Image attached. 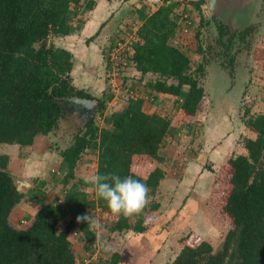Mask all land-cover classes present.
Returning <instances> with one entry per match:
<instances>
[{
	"label": "trees",
	"instance_id": "obj_1",
	"mask_svg": "<svg viewBox=\"0 0 264 264\" xmlns=\"http://www.w3.org/2000/svg\"><path fill=\"white\" fill-rule=\"evenodd\" d=\"M186 1L201 10L203 1ZM180 2L166 0L151 14L139 12L142 24L137 40L132 51L125 53L127 70L135 67L151 75L148 88L180 105L179 118L173 122L161 113L146 112L144 98L138 95H130L122 110L107 116L111 96L98 97L74 85V54L55 39L72 32L71 13L84 0H0V264H77L72 239L82 236L93 247L97 236L86 222L77 223L76 217L95 207L108 212L113 231L142 235L157 228L153 211L158 210V202H150L147 213L132 222L130 217L112 214L103 199L90 198L81 186H93L82 179L70 187L63 201L45 204L22 227L12 225L11 215L25 194L18 190L10 156L1 147L27 148L38 136L50 135L73 114V107L61 101L64 98L96 100V111L70 146L59 151L68 167L63 183L75 180L83 156L97 150V173L132 176L147 184L149 194L156 197L166 176L159 165L163 161L160 149L180 122L196 120L205 97V65L193 69L187 54L205 53L201 29L194 33L183 29L178 37L181 45L173 43L180 27L174 17ZM93 5L88 3L90 8ZM221 30L224 34L223 26ZM258 56L264 59V49ZM245 112L243 122L251 136L240 142L243 152L233 154L219 168L207 202L212 224L225 237L222 250L217 251L216 235L205 237L190 230L179 239L177 256L170 264H264V112L250 115L248 108ZM103 116L111 127L98 124ZM156 241L162 243L160 238ZM120 260L116 252L107 264Z\"/></svg>",
	"mask_w": 264,
	"mask_h": 264
},
{
	"label": "crops",
	"instance_id": "obj_2",
	"mask_svg": "<svg viewBox=\"0 0 264 264\" xmlns=\"http://www.w3.org/2000/svg\"><path fill=\"white\" fill-rule=\"evenodd\" d=\"M165 1L156 0V2L152 3L151 0H84V3L71 13L72 32L69 35L55 39L58 46L71 50L74 54L75 64L71 73L74 85L94 93L98 97L111 96V99L107 102L110 105L109 107L107 106L106 114L115 111L113 107L120 100V96L125 100L129 99L130 94L126 92L128 89L144 98V110L148 113H161L164 115L162 113L166 109L164 106L169 105V102H171L169 97L149 89L147 81L152 78L151 75H143L135 67L129 69L120 78H111L107 57L111 48L120 42L128 40L129 35L134 34L135 38L138 37L137 31L142 24L139 12L151 14ZM183 1L181 0L179 9L183 6ZM89 2L94 3L92 8L88 6ZM195 10L201 11L191 4L189 11L192 15L196 14ZM179 11L174 14L176 20ZM262 19H264V16ZM262 19L256 25V31L259 30L263 23ZM201 25L202 17H199L192 31L195 28L196 30L199 29ZM260 40L262 42L260 49H264V37H261ZM197 55L202 56L200 53H197ZM258 55L256 56L259 61L264 60L263 58H258ZM249 70L252 71V66ZM109 81H111L110 84ZM261 93L264 94V92L259 91V94ZM235 98L236 102L240 101L239 97ZM223 99L221 97L217 100L218 102H214L216 109L218 107L220 110L217 109L210 114L206 122L208 126L203 128L201 137L194 138L193 134L191 135L192 137L189 136L190 138H188L189 133H184V136L181 134L182 131H185V127L190 128L188 122L187 125L180 122L179 126L167 135L160 149L163 161L159 164L164 169L166 176L161 181L155 195L159 208L153 211L157 228L142 235L136 234L133 230L125 232L126 242L122 250L118 249L116 251L121 254L119 264H170L177 253L174 244H176L175 242L178 243L186 232L191 230L201 234L207 229L216 230L211 222V213L207 210V202L211 196L215 176L221 165L229 157L235 153L243 152L242 146H239L242 140L238 142L239 139L236 137L241 131V126L238 132L236 131L239 128L236 124H242L241 120L239 122L234 119L229 120L226 112L227 108L231 111L234 109L232 106L238 103L236 104L234 100V102L224 105ZM121 103L122 107L123 102ZM68 121L71 122V126L75 125L73 126L75 127L74 129H63V126ZM83 123L79 118V112L74 110L72 115L60 122V126L56 130L47 135L52 140L51 143L44 141L42 139L44 136L42 135L36 138L32 146L25 149L16 144L2 145V152L10 156V170L14 179L21 178L32 185L26 191L24 198L21 200L22 203L28 199L30 200L29 197L35 192L36 186L32 178H44L43 174L48 173L49 166L53 168V172L58 173V181L60 180V183H63L68 167L63 162L59 151L70 146L74 135L84 126L85 123ZM101 123H104L103 126L111 127L102 118L98 120V124ZM174 138L178 139L179 142L177 143L173 140ZM61 139H65V142L62 143ZM172 140L175 142L168 143V141ZM170 145L171 147L173 145L174 149H170ZM40 147L43 149L41 150ZM6 148L8 150L4 151ZM48 149L53 151L50 152ZM29 150L37 151L27 153ZM53 152L57 153L53 154ZM168 159L171 160L167 162ZM180 161L183 164L181 169L177 171L173 170L172 166L168 165L166 167L165 165L166 163L175 164ZM95 164L97 168L98 163L96 162ZM208 165H211L213 170L209 169ZM82 168V163L80 162L76 170L77 178L71 181L66 193L79 179L84 180V177L91 175L87 171L82 170ZM80 171L81 173L83 172V175H80L81 177L78 173ZM41 182L43 181H40V184ZM45 186L47 185L45 184ZM81 188L88 191L84 186H81ZM91 188L95 190L94 187ZM66 193L58 199H55L54 193L50 194L51 201L47 203L56 204L61 202L65 199ZM39 196L47 197V194L45 196L39 194ZM150 196L149 194L147 206L137 217L143 216L149 210L150 199L154 198ZM21 202L14 209H17L22 204ZM40 208L37 207L36 211L26 215L30 221ZM157 237L162 242H160V245L157 241L154 243L156 239H159ZM168 249H173L171 252L174 255V257L169 255V263L166 261ZM140 252L143 254L142 256L139 254Z\"/></svg>",
	"mask_w": 264,
	"mask_h": 264
},
{
	"label": "rangeland",
	"instance_id": "obj_3",
	"mask_svg": "<svg viewBox=\"0 0 264 264\" xmlns=\"http://www.w3.org/2000/svg\"><path fill=\"white\" fill-rule=\"evenodd\" d=\"M190 5L191 4L188 1L184 0L183 6H181V8L179 9L180 11L177 13L178 14L177 20L179 22L180 27H178L176 35L173 38V43L176 45H181V43H179V41H178V37L180 35V32L183 31V29L186 27L188 22H191V24H192L190 29H189V32H190L193 29V27L195 26V22H197V18L202 17L201 11H198V10H195L196 11L195 15H197V16L192 15L191 12L189 11ZM263 16H264V14H263ZM262 22L263 23L260 26L261 28L259 27V30L255 31L254 38L252 39L251 45H252L253 54H251L250 58H249V56L247 58L248 61H250V59L252 60L250 63L252 66V71L249 70V83H248V85L242 86L241 91L239 93H237V91L239 89V85H238V83H235V82L232 84L234 87L231 89V91L225 89L226 86L230 83V81L226 80L228 78L224 77L223 72L221 71V67H217V64H216L217 69L214 71L212 70L210 73V77H209L210 80H209L208 86H210V91L212 93H215V95H216L218 91L222 90V96L224 97V99H223L224 105H226L227 103H230L233 99L235 100V97H237V96L240 98V101L236 102V100H235V103L236 104L238 103V104L232 106L234 109H232L230 111L227 108V110H226L227 117L229 118V120L234 119L235 121L237 120V122H239L241 120L242 124H240V123L236 124L237 127L239 126V128L236 129L237 132L241 126V131L239 132L238 136L235 135L239 139L238 142H240L246 136H251V132L246 129V125L243 122L244 118H246V112H245L246 109L247 108L250 109V115H255V114L264 112V94H262V93L259 94V91L264 92V60L259 61L257 59V56H256L257 54H260L261 50H262V49H260L262 47L261 46L262 42L260 39H261V37H264V19H262ZM199 28L201 29L200 26H199ZM204 28H205V33L203 34V32H202V34L204 35L203 36L204 39L207 40V43H208L207 45H209L212 43V35H213L211 32L212 30H211V27L207 23H206ZM195 31H196V28L193 30V33ZM187 54L191 58V63H192L193 69L196 70L197 68H199V66L201 64H204L206 66V64H207V62L205 60L206 56L205 57L200 56V55L198 56L197 53L193 52V51H188ZM209 59H211V58L209 57ZM204 73H205V75L207 74V68H206ZM202 82H203V84L206 83V77L202 78ZM110 83H111V81H109V84ZM205 88H208V87H205ZM222 88L225 90H223ZM259 95L261 96L260 98H259ZM119 99L120 100H118V103L116 104V106L113 107L114 110H119V109L122 110L127 105L128 101H129V99L125 100L122 96H120ZM234 100H233V102H234ZM121 102H123L122 107H121V104H122ZM214 102H218L216 97H214V99H213L211 94L209 95L208 93H206V96L204 97L200 111L197 114L196 120L193 122H188L190 125L189 126L190 128L185 127V131H182V133H181L183 136H184V133H189L190 135H188V138L192 137L191 135H193V134H194L193 135L194 138L201 137L203 128L208 126L206 122L209 119L210 114L212 112L214 113V111L219 109L218 107L216 109V106H215L216 104ZM109 105H108V107H109ZM164 107L166 109L162 113H164V115H166L167 117H170V119L173 122L177 121V119L179 118V110L178 109H179L180 105L174 103L173 99H171V102H169V105H166ZM96 109L94 111H96ZM111 110H112V108H111ZM109 114H110V112L107 114V116ZM102 119L104 121V116L102 117ZM70 123L71 122L68 121L67 124H65V126H63V129L64 130L67 128H70V129L73 128L74 129L75 127H73V126H75V125L71 126ZM182 123H185L186 125L188 124L187 121H182ZM103 124L104 123H101L99 125L102 127ZM48 137L49 136H44V137H42V139L44 141H48L51 143L52 140H50ZM178 137H179V135H178ZM182 139H184V138L182 137ZM173 140H175L177 143L179 142L178 139L174 138ZM61 141L63 143V142H65V139H61ZM172 141H168V143L171 144V143L175 142V141H173V142ZM40 148H41V150L43 149L42 147H40ZM170 149H174L173 145H172V147L170 145ZM7 150H8L7 148L4 149V151H7ZM33 151H37V150H32V151L29 150V151H27V153H31ZM49 151L52 152L53 150H49ZM15 153H16V151H15ZM56 153L57 152H53V154H56ZM171 159H172V157H171ZM171 159H168L167 162H169ZM97 160H98V151L97 150L89 151L87 154H85L83 156V159L81 160L82 167H83L82 170L87 171V173H89L91 175L96 174L97 168L95 167V165H96L95 163L97 162ZM182 164H183V162L180 161V162H177L175 164L166 163L165 165H166V167L168 165H170V167L172 166L171 168L173 170L177 171V170L181 169ZM52 169L53 168H51V166H49L48 173L43 174L44 178H32L34 185L36 186L34 189L35 192L32 193V195L29 197L30 200L28 199L24 203L21 202L22 204H20L17 207V209H14V211H13L14 214H12L11 215L12 217L10 218V221L12 223H14V225H16L18 227H22V225L28 224L30 222V220L26 215H29L33 211H36L37 207L40 208L41 206H44L47 202L51 201V195L50 194L54 193L55 199H58V198H61L60 197L61 195H64L66 193V190L69 188L70 183L68 185H65L64 183H60V180L58 181V179H57V177H59L58 173L53 172ZM78 173H79V176L83 175L82 174L83 172L81 173V171ZM40 181H45L47 186H45V185L42 186L40 184ZM84 188L88 189L87 192L89 193L90 198L95 197V190H93L91 187H87V186ZM41 191H44L45 194H47V197L46 196L40 197L39 194ZM25 193L26 192H24V194ZM154 198L150 199V201L155 202L156 197H154ZM88 214L90 216L97 218L100 221V223L102 224L103 229H104L103 232L101 233L100 240L109 242L113 248V251L111 253H106L102 250V247L99 244H96L93 247H90L89 242L83 240L82 236L77 235L78 237L75 236L72 239V241L74 243V248H75L77 255H78V258H79L77 260V264H104V263L107 264L108 261L110 260V258L112 257V255L114 253H116V251H118V249L122 250L123 245L126 242V234L123 232L119 233V232L112 230L114 223H113V220L110 218L107 211H105L101 208L95 207L94 209L90 210ZM136 218H137V215L130 216V219L132 222L135 221ZM65 222H66V220L64 222H62V224L60 225V228L63 226V224ZM201 234L204 235L205 237L214 238L216 235L215 238H218V239L220 238L219 240L216 239V247H217V251L222 250L221 248H222V245L224 243L225 237H222L221 233L219 234V232L214 230V229H212V230L207 229L206 231L202 232ZM175 243L176 244H174V248L178 245L177 242H175ZM172 250L173 249H170V250L168 249V256L166 257V261H168V263H169V259H170L169 255L174 257V255L171 252ZM139 254L141 256L143 255L141 252ZM176 256H177V254L175 255V257ZM85 259H88V261L86 262Z\"/></svg>",
	"mask_w": 264,
	"mask_h": 264
},
{
	"label": "flooded vegetation",
	"instance_id": "obj_4",
	"mask_svg": "<svg viewBox=\"0 0 264 264\" xmlns=\"http://www.w3.org/2000/svg\"><path fill=\"white\" fill-rule=\"evenodd\" d=\"M201 12H202V6H201ZM201 14H202L201 31L203 32V34L205 33L204 27L207 23L211 27L212 30L211 32L213 34L212 43L209 45H207L208 44L207 40L204 39L203 37L204 35L202 34L204 50H205V53L202 54V56L203 57L206 56L205 60L207 62L205 66V70L207 68V74L205 75L206 83H204V88L205 87L208 88L205 89V92L208 93L209 95L211 94L213 99L214 97H216V99L217 98L219 99L221 97L224 98L222 96V90L218 91L217 94L215 95V93H212L210 91V86H208L211 71L216 70L217 67H221V71L223 72L224 77L228 78L226 80L230 81V83L226 86L225 89L231 91V89L234 87L232 84L235 82L238 83L239 85V89L237 91V93H239L241 91V87L247 86L249 83L248 76H249V69H251L250 63L252 60L250 59V61H248L247 58L248 56L250 58L251 54H253L251 44L257 26H253L239 33L237 31H233L232 29H230L229 24H225L217 20L216 21L217 28L215 30L214 26L211 24V20L206 19L203 13ZM221 26H223L224 28V34H221L222 31ZM209 57L211 59H209ZM233 100L231 102H233Z\"/></svg>",
	"mask_w": 264,
	"mask_h": 264
},
{
	"label": "clouds",
	"instance_id": "obj_5",
	"mask_svg": "<svg viewBox=\"0 0 264 264\" xmlns=\"http://www.w3.org/2000/svg\"><path fill=\"white\" fill-rule=\"evenodd\" d=\"M86 184L95 188V195L106 201L111 213L117 216L130 217L140 214L149 202V188L147 184L132 176L121 177L116 173L92 174L83 178ZM76 222H86L88 229L96 233V244L102 250L111 253L113 248L107 241H101L103 226L100 221L88 213L78 215Z\"/></svg>",
	"mask_w": 264,
	"mask_h": 264
},
{
	"label": "water",
	"instance_id": "obj_6",
	"mask_svg": "<svg viewBox=\"0 0 264 264\" xmlns=\"http://www.w3.org/2000/svg\"><path fill=\"white\" fill-rule=\"evenodd\" d=\"M203 1L202 12L206 19L211 20V24L216 30V21L229 24L233 31L241 32L260 23L263 17L264 0H196ZM64 104L70 105L79 112L81 122L86 121L98 107L96 100L68 97L61 100ZM83 123V124H84ZM15 183L20 192H26L32 185L24 179H16ZM225 241V240H224Z\"/></svg>",
	"mask_w": 264,
	"mask_h": 264
},
{
	"label": "built area",
	"instance_id": "obj_7",
	"mask_svg": "<svg viewBox=\"0 0 264 264\" xmlns=\"http://www.w3.org/2000/svg\"><path fill=\"white\" fill-rule=\"evenodd\" d=\"M151 2H156V0H151ZM191 22H188L186 27L184 28V31H189L191 27ZM137 40V37L135 38L134 34L129 35V39L120 42L117 45L113 46L111 48V51L108 53V61H109V75L111 78H120L121 76L125 75L128 71L127 65L129 64V59L127 57L126 52L132 51V43ZM130 95H136L132 90L128 89L126 91ZM86 262L88 259H85Z\"/></svg>",
	"mask_w": 264,
	"mask_h": 264
}]
</instances>
